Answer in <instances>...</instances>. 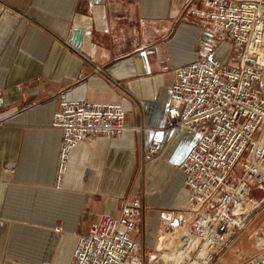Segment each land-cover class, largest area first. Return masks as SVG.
I'll list each match as a JSON object with an SVG mask.
<instances>
[{
	"label": "crops",
	"instance_id": "crops-1",
	"mask_svg": "<svg viewBox=\"0 0 264 264\" xmlns=\"http://www.w3.org/2000/svg\"><path fill=\"white\" fill-rule=\"evenodd\" d=\"M188 2L0 0V264H69L79 237L101 216H119L128 197L142 204L141 246L177 221L169 211L184 205L179 166L198 137L169 125L175 72L232 47H214ZM63 92L122 105L126 130L76 146L59 189L62 131L52 121ZM155 143L159 155L145 161Z\"/></svg>",
	"mask_w": 264,
	"mask_h": 264
},
{
	"label": "built area",
	"instance_id": "built-area-1",
	"mask_svg": "<svg viewBox=\"0 0 264 264\" xmlns=\"http://www.w3.org/2000/svg\"><path fill=\"white\" fill-rule=\"evenodd\" d=\"M197 2L189 0L185 13L205 21L214 47L227 43L242 55L238 65L206 57L175 72L169 125L198 137L179 166L186 185L182 209L190 224L182 245L196 257L207 255L197 264H212L228 253H237L241 264H264V0H206V9ZM125 118L122 105L59 95L52 121L62 131L59 189L75 147L120 137ZM161 148L149 145L144 160L155 159ZM141 208L139 199L128 197L119 216H101L79 237L69 264H143L137 240ZM245 243L254 253L249 257Z\"/></svg>",
	"mask_w": 264,
	"mask_h": 264
},
{
	"label": "rangeland",
	"instance_id": "rangeland-1",
	"mask_svg": "<svg viewBox=\"0 0 264 264\" xmlns=\"http://www.w3.org/2000/svg\"><path fill=\"white\" fill-rule=\"evenodd\" d=\"M216 55H217L216 62L218 64H221V65H224V64L238 65V59L242 55V49L239 47L229 48V47L219 46V48L216 51ZM263 88H264V86H263ZM254 196L260 197L261 193L256 192V193H254ZM181 203L183 205L184 200H182ZM182 207H179V204H178L175 207H173V209H171V211H169L172 214L174 213L173 215L175 216V219L177 221L174 222L173 225L168 224L166 229L164 227H162L160 230L167 231L168 233H170V232L174 233L175 232V226L178 228L180 226V228H182L186 224L189 228L190 224L187 222L188 220L185 218V215L183 214ZM171 220L172 219H170L168 221H171ZM141 232L142 231H141V225H140L139 234L137 237V240L140 242V244L142 242V233ZM245 245L246 246L242 245V247H244L243 248L244 253L246 254L245 256L249 257L250 255L254 254L253 250L250 247L251 244L245 243ZM146 246H147L146 247V264H164V262L161 258V254L163 253V251L160 250V248H158L159 247V245H158V231L154 232V234L149 239L148 244ZM140 252L142 254V246H141ZM167 253H168V251H167ZM236 255H237V253H228V254H225L224 256L222 255L220 258L216 257L215 260L212 262V264H241V263H243V260L238 259V257ZM196 256H197L196 254L195 255L192 254V261H193V258Z\"/></svg>",
	"mask_w": 264,
	"mask_h": 264
},
{
	"label": "bare ground",
	"instance_id": "bare-ground-1",
	"mask_svg": "<svg viewBox=\"0 0 264 264\" xmlns=\"http://www.w3.org/2000/svg\"><path fill=\"white\" fill-rule=\"evenodd\" d=\"M188 235L189 228L187 224L182 228L175 226L174 233H168L164 230L158 231V248L163 251L161 258L164 264H197L198 261L207 256L205 253H201L198 257H194L195 259L193 258L192 261L191 250H185L184 245H182Z\"/></svg>",
	"mask_w": 264,
	"mask_h": 264
},
{
	"label": "water",
	"instance_id": "water-1",
	"mask_svg": "<svg viewBox=\"0 0 264 264\" xmlns=\"http://www.w3.org/2000/svg\"><path fill=\"white\" fill-rule=\"evenodd\" d=\"M81 41H82L81 33L79 31H75L72 42L75 44V46H78ZM146 247H147L146 240L144 239L142 245L143 264H146Z\"/></svg>",
	"mask_w": 264,
	"mask_h": 264
}]
</instances>
